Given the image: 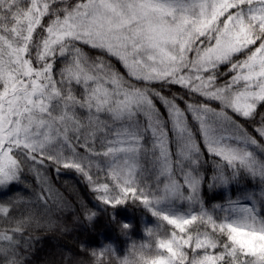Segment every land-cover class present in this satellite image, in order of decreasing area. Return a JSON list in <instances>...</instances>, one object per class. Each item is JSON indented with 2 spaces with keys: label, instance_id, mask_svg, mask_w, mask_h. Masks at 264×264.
Instances as JSON below:
<instances>
[{
  "label": "snow or ice",
  "instance_id": "snow-or-ice-1",
  "mask_svg": "<svg viewBox=\"0 0 264 264\" xmlns=\"http://www.w3.org/2000/svg\"><path fill=\"white\" fill-rule=\"evenodd\" d=\"M49 168L168 226L158 264H264V0H0V264L66 207Z\"/></svg>",
  "mask_w": 264,
  "mask_h": 264
},
{
  "label": "trees",
  "instance_id": "trees-1",
  "mask_svg": "<svg viewBox=\"0 0 264 264\" xmlns=\"http://www.w3.org/2000/svg\"><path fill=\"white\" fill-rule=\"evenodd\" d=\"M47 171L66 207L63 210L53 207L51 213L36 210L41 226L33 225L26 234L31 239L30 247L24 252L26 264H89L90 253L105 244H111L118 255H124L131 243L145 242L148 236L144 229L153 228L158 234H168V226L160 224L137 205L126 203L106 210L95 199L97 194L81 174L73 170H61L57 175L53 168ZM102 175L105 181L106 172L94 171V176L100 177L98 181L102 180ZM23 179L36 187V180L32 175L25 174ZM106 182L111 184V181ZM16 190H20L26 197L34 196L32 189L25 188L24 185H18ZM232 195L235 198V191ZM204 196L209 206L224 203L227 199V195L221 190L209 191L206 188ZM3 198L0 196V199ZM86 211H95L97 215L92 221H88L84 215ZM121 224L131 225L129 231L123 233L124 237L119 234ZM148 240L152 242L151 238Z\"/></svg>",
  "mask_w": 264,
  "mask_h": 264
},
{
  "label": "clouds",
  "instance_id": "clouds-1",
  "mask_svg": "<svg viewBox=\"0 0 264 264\" xmlns=\"http://www.w3.org/2000/svg\"><path fill=\"white\" fill-rule=\"evenodd\" d=\"M128 203L134 204L131 201ZM84 215L86 220L92 221L97 214L95 211H86ZM123 225L121 224V228L119 229V234L122 237H124L123 233H127L131 228V225H127L128 227L125 229ZM144 232L149 236L146 229H144ZM164 239V235L153 233L151 234V243L133 242L128 246L126 253L119 260L110 258L109 254L113 250L111 244H105L99 250L93 252L96 257H103V264H158L161 256L164 255L161 247V242Z\"/></svg>",
  "mask_w": 264,
  "mask_h": 264
},
{
  "label": "rangeland",
  "instance_id": "rangeland-1",
  "mask_svg": "<svg viewBox=\"0 0 264 264\" xmlns=\"http://www.w3.org/2000/svg\"><path fill=\"white\" fill-rule=\"evenodd\" d=\"M82 150V149H81ZM83 151V150H82ZM103 178H104V175H102V180L101 181H98V183L100 182H106V181H109L107 179H104L105 181H103ZM109 183V182H108ZM183 209V206L182 205H177L176 208L174 210L176 211H182ZM150 214V213H149ZM151 215V214H150ZM152 216V215H151ZM153 217V216H152ZM154 218V217H153ZM155 219V218H154ZM150 224V223H149ZM149 238V237H148ZM148 238H145V243H150V241L148 240Z\"/></svg>",
  "mask_w": 264,
  "mask_h": 264
}]
</instances>
